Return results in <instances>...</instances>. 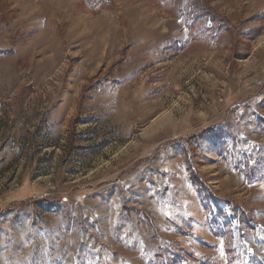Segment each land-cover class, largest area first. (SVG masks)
<instances>
[{"label":"rangeland","instance_id":"rangeland-1","mask_svg":"<svg viewBox=\"0 0 264 264\" xmlns=\"http://www.w3.org/2000/svg\"><path fill=\"white\" fill-rule=\"evenodd\" d=\"M262 185L264 0H0V264H264Z\"/></svg>","mask_w":264,"mask_h":264},{"label":"trees","instance_id":"trees-1","mask_svg":"<svg viewBox=\"0 0 264 264\" xmlns=\"http://www.w3.org/2000/svg\"><path fill=\"white\" fill-rule=\"evenodd\" d=\"M202 7L204 8V6L202 5ZM198 178L197 177H194V181H197ZM237 219V218H236ZM243 219L245 222H243ZM239 221V224L241 225L242 223H247L246 222V217L244 215H241L240 219L238 220ZM248 224V223H247Z\"/></svg>","mask_w":264,"mask_h":264},{"label":"snow or ice","instance_id":"snow-or-ice-1","mask_svg":"<svg viewBox=\"0 0 264 264\" xmlns=\"http://www.w3.org/2000/svg\"><path fill=\"white\" fill-rule=\"evenodd\" d=\"M262 186H264V185H262Z\"/></svg>","mask_w":264,"mask_h":264}]
</instances>
